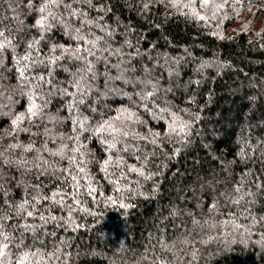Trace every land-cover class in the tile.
Wrapping results in <instances>:
<instances>
[{
    "label": "trees",
    "instance_id": "16d2710c",
    "mask_svg": "<svg viewBox=\"0 0 264 264\" xmlns=\"http://www.w3.org/2000/svg\"><path fill=\"white\" fill-rule=\"evenodd\" d=\"M0 264H264V0H0Z\"/></svg>",
    "mask_w": 264,
    "mask_h": 264
},
{
    "label": "snow or ice",
    "instance_id": "6c2138e0",
    "mask_svg": "<svg viewBox=\"0 0 264 264\" xmlns=\"http://www.w3.org/2000/svg\"><path fill=\"white\" fill-rule=\"evenodd\" d=\"M40 23L43 24V21H41ZM34 109H35V105H33V107L29 109V111H30L33 115H35V111H34ZM18 119H19V118H18ZM13 123H16V121H14ZM103 130H104L103 126H102L100 129H98V131H103ZM113 146H114V145H113Z\"/></svg>",
    "mask_w": 264,
    "mask_h": 264
}]
</instances>
